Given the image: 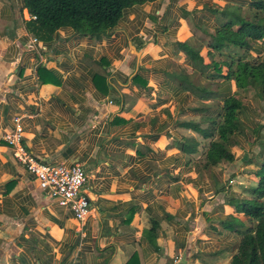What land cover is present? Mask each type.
I'll use <instances>...</instances> for the list:
<instances>
[{
    "label": "crops",
    "instance_id": "crops-1",
    "mask_svg": "<svg viewBox=\"0 0 264 264\" xmlns=\"http://www.w3.org/2000/svg\"><path fill=\"white\" fill-rule=\"evenodd\" d=\"M248 3L154 0L125 8L107 33L61 27L44 39L27 28L24 0H0V264H230L249 225L233 203L257 184L264 132L250 149L245 103L234 160L203 165L210 139L182 124L206 126L219 102L199 89L219 91L222 79L194 69L177 43L205 55L213 10ZM16 125L42 162L83 166V220L13 158L1 135ZM232 219L244 228H226Z\"/></svg>",
    "mask_w": 264,
    "mask_h": 264
},
{
    "label": "trees",
    "instance_id": "trees-1",
    "mask_svg": "<svg viewBox=\"0 0 264 264\" xmlns=\"http://www.w3.org/2000/svg\"><path fill=\"white\" fill-rule=\"evenodd\" d=\"M150 1L154 0H24V7L35 16L26 22V26L44 39H49L61 27L96 36L109 32L125 8ZM244 8L249 13L245 14ZM213 11L218 18L214 32H205V55L201 54L202 46L177 43L192 61L194 69L209 80L222 79L215 83L220 86L219 91L208 88L209 84L199 89V99L219 102L216 114L203 117L208 125L201 127V122L182 124L210 139L203 157L205 167L222 161L232 162L231 147L239 137L248 134L245 102L236 93L256 87L264 101V0H251L249 8L238 4ZM231 82L235 83V92H232ZM251 123V134L256 133L253 136L258 138L264 132V123L254 118L253 110ZM188 141L189 152L195 151L196 145H191V139ZM254 175L257 184L249 189L250 198L237 199L233 203L237 213L248 217L249 225L241 230V240L230 264H264V159L259 162ZM155 225L153 222V228Z\"/></svg>",
    "mask_w": 264,
    "mask_h": 264
},
{
    "label": "built area",
    "instance_id": "built-area-1",
    "mask_svg": "<svg viewBox=\"0 0 264 264\" xmlns=\"http://www.w3.org/2000/svg\"><path fill=\"white\" fill-rule=\"evenodd\" d=\"M35 19V16H32ZM37 39L34 37L32 41ZM18 118H16V121ZM1 139L11 150L13 158L31 173L42 192L61 206L69 207L74 217L81 221L90 212V200L83 192L87 181L85 169L80 164H49L38 159L24 144L22 127L16 125L4 132Z\"/></svg>",
    "mask_w": 264,
    "mask_h": 264
},
{
    "label": "rangeland",
    "instance_id": "rangeland-1",
    "mask_svg": "<svg viewBox=\"0 0 264 264\" xmlns=\"http://www.w3.org/2000/svg\"><path fill=\"white\" fill-rule=\"evenodd\" d=\"M249 3H248V6L246 8H249V5H250V1L251 0H248ZM244 12L245 14H247V12L249 13L248 10H246L244 8ZM237 90V88H236ZM257 89L256 87H249L246 91H238V93H236L237 96H242V99L245 103L249 104L251 106V109L253 110L254 112V118H256L257 120L259 121H264V101L259 97L258 93L256 92ZM255 119H253L254 121ZM208 124H206L207 126ZM205 126V127H206ZM251 126H253V124H251ZM256 133H253L252 132V135H255ZM245 140L247 141V144L250 146V149L253 148L252 147V144L253 145H256V148H257V145H259V140L257 138H255V136H247V138H245ZM261 146H264V140L262 141L261 143ZM249 149V150H250ZM249 190H248V194H249ZM231 224V225H229ZM226 228L228 229H236L237 227H243L240 223V221L238 219H232L231 220V223H229Z\"/></svg>",
    "mask_w": 264,
    "mask_h": 264
}]
</instances>
